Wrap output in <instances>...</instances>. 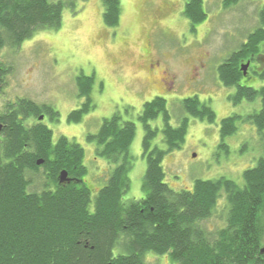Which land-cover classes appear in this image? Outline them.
<instances>
[{
  "label": "trees",
  "instance_id": "1",
  "mask_svg": "<svg viewBox=\"0 0 264 264\" xmlns=\"http://www.w3.org/2000/svg\"><path fill=\"white\" fill-rule=\"evenodd\" d=\"M184 2L182 14L194 32L207 17L204 0ZM224 4L229 7L236 2L224 0ZM70 5L0 0V50L18 49L38 31L59 30L63 9ZM102 9L103 25L117 27L120 0H102ZM258 17L259 27L216 69L219 83L234 91L228 101L255 103L259 108L243 117H226L219 125L218 147L226 153L225 139L235 135L241 123L252 125L254 136L257 132L262 138V155L242 172L241 183L227 178L197 180L191 190L179 192L165 183L163 158L180 149L188 117L215 122L210 101L200 103L196 96L179 102L182 115L177 126L170 124L173 114L164 98L143 104L138 121L144 131L145 198L128 202L123 196L130 189L133 123L122 121L116 113L102 121L95 135H87V142L95 144V155L112 167L92 203L84 182V150L65 137L53 142L52 131L43 123L46 119L57 122L58 114L29 100L7 103L0 112V264H147V254L166 255L175 264H264V85L242 86L240 72V64L250 59L259 70L254 75L264 81V7ZM11 70L0 62V95ZM75 86L85 103L69 114L68 124L80 123L95 109L93 79L81 75ZM41 116L46 118L43 122L38 121ZM158 118L160 142L166 149L152 146L159 128L149 123ZM29 121L36 123L29 126ZM38 160L43 164L37 166ZM40 169L49 184L31 193L27 174ZM62 171L67 173V184L59 183ZM217 214L223 226L206 231L201 224Z\"/></svg>",
  "mask_w": 264,
  "mask_h": 264
},
{
  "label": "rangeland",
  "instance_id": "2",
  "mask_svg": "<svg viewBox=\"0 0 264 264\" xmlns=\"http://www.w3.org/2000/svg\"><path fill=\"white\" fill-rule=\"evenodd\" d=\"M50 1L72 4L64 7L59 30L38 31L18 49L0 50V62L12 69L0 95V112L7 103L18 99L52 108L59 116L57 122L46 119L43 123L52 131L53 142L65 137L84 150L83 163L87 169L84 182L92 203L112 167L95 155V144L87 142L86 137L95 135L102 121L116 113L122 121L135 125V137L129 148L130 189L123 201L145 198L142 182L146 162L141 147L144 131L138 116L143 104L156 97L167 101V108L173 114L172 126H177V118L182 115L179 102L193 96L200 101L208 99L216 116L213 124L185 116L189 126L183 144L166 154L162 161L168 187L174 192L191 190L197 180L219 178L241 183L242 172L252 168L262 155V138L257 132L254 136L252 125L241 123L237 133L225 139L229 147L226 153L218 147L219 125L226 117H243L259 108L255 103L233 105L228 101L227 97L234 91L219 83L216 69L259 27L258 16L264 0H232L236 4L229 7L223 0H204L207 17L194 32L182 14L184 0H120V23L113 28L103 25L102 0ZM157 61L160 68L153 66L151 71L149 65ZM201 65L200 73L195 76L194 67ZM165 70L183 77L185 82L175 84L168 96L159 89V81L165 80L160 72ZM81 75L93 79L91 99L95 109L80 123L68 124L69 114L85 103V99L78 97L75 86L76 78ZM195 80L197 85L191 86L190 82ZM241 85L258 88L264 81L251 74V80H243ZM149 125L159 128L152 146L166 149L160 142L161 119ZM26 178L31 193H39L49 184L43 169L27 174ZM201 225L206 231L214 232L223 223L217 214ZM145 262L175 264L166 255L152 254L145 255Z\"/></svg>",
  "mask_w": 264,
  "mask_h": 264
},
{
  "label": "flooded vegetation",
  "instance_id": "3",
  "mask_svg": "<svg viewBox=\"0 0 264 264\" xmlns=\"http://www.w3.org/2000/svg\"><path fill=\"white\" fill-rule=\"evenodd\" d=\"M224 1V0H223ZM255 64H252V62L250 61V59H248L247 61H245V63L244 62H242L241 64H240V72H241V74H242V78H243V80H245V81H247V80H251V74H257L258 72H259V70H257L258 69V67L257 66H254ZM153 66H154V68H160V64H159V61H157V62H155V63H151V65H149V69L152 71L153 70ZM201 67H203L202 65L200 66V67H194V69H195V73H194V75L195 76H197L198 75V73H200V69H201ZM244 67H247L246 68V72L245 73H243L242 72V70H241V68H244ZM161 73V75L162 76H164L165 77V80L163 79L161 82L159 81V85L161 86V88H159V89H161L162 91H163V93L164 92H166L167 93V96L168 95H170L171 94V92L173 91V86L176 84V86H179V85H182V84H184L185 82H184V80H183V77H181V78H179V77H176L175 75H171V74H169L168 73V71L167 70H165V71H161L160 72ZM161 76V77H162ZM256 76V75H255ZM190 85L191 86H196L197 85V80H195V81H192V82H190ZM190 86V87H191ZM162 87H163V89H162ZM160 91V90H159ZM159 96H161V91H160V95ZM164 97V96H163ZM197 97V96H196ZM160 98H162V97H160ZM187 99V98H186ZM186 99H183V100H186ZM183 100H181V101H183ZM180 101V102H181ZM198 101L200 102V103H203V102H205V103H207L209 100L208 99H204L203 98V101H200L199 99H198ZM44 119H46L45 117H44ZM41 122H43V120L41 121Z\"/></svg>",
  "mask_w": 264,
  "mask_h": 264
},
{
  "label": "water",
  "instance_id": "4",
  "mask_svg": "<svg viewBox=\"0 0 264 264\" xmlns=\"http://www.w3.org/2000/svg\"><path fill=\"white\" fill-rule=\"evenodd\" d=\"M246 68L247 67L241 68V70H242L243 73L246 72ZM43 118H44L43 116L39 117L38 121H42ZM36 164H37V166H40V165L43 164V161L42 160H38ZM58 180H59V183L60 184H67V183H69V179L67 178V173L65 171H62L59 174Z\"/></svg>",
  "mask_w": 264,
  "mask_h": 264
}]
</instances>
